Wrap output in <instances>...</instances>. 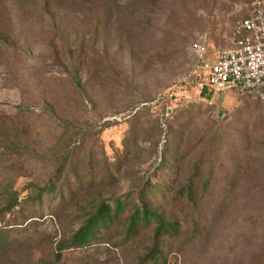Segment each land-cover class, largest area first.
I'll return each mask as SVG.
<instances>
[{"label": "rangeland", "instance_id": "374dc122", "mask_svg": "<svg viewBox=\"0 0 264 264\" xmlns=\"http://www.w3.org/2000/svg\"><path fill=\"white\" fill-rule=\"evenodd\" d=\"M12 1L8 0L10 11ZM128 1L116 0L120 9L95 38L92 29L83 28V15L69 7L67 17L75 27L60 51L64 57L68 49L77 48L80 39H84L86 50L92 44H97L98 50H110L109 58H113L122 81L86 97L72 122L93 134L92 141L101 147L109 163L121 166L114 173V187L100 194L104 197L121 196L146 179L158 180L169 122L185 109L205 114L221 130H228L234 117L247 110L257 132L264 133V88L253 96L228 91L207 101L200 87L205 83L201 62H212L211 54L232 47L234 28L247 17L255 0H217L212 12H196L194 18L199 24L189 25L184 20L175 31L168 16L180 0H147L154 3V11L145 3L129 5ZM189 9L193 14V4ZM11 17L13 23L9 21L1 29L7 43L0 42V122L40 144L45 138L34 127L26 131V114L31 112L43 122L45 107L52 106L58 97L55 78L64 75L63 61L51 51L53 29L46 17L24 16L16 10ZM200 25H205L204 30L198 29ZM188 26H194L191 35L185 31L190 30ZM200 41L204 51L197 52L194 45ZM105 73L110 75L108 70ZM157 132L158 140L153 138ZM124 148L129 154L126 158ZM261 154L262 149L256 152V160L249 159L241 168L229 204L211 235L190 243L184 241L181 254L172 255L170 264H255L260 260L264 255V166L257 163ZM194 155L192 152L191 160ZM49 172V168L35 162L0 158V179L14 177L21 197L30 191L33 182L44 181ZM29 214L36 218L30 220L26 230L11 234L21 242L11 255L16 264H40L50 257V243L60 240L62 217L55 219L47 207ZM69 223L66 234L79 226ZM106 250L93 252L96 264H134L129 249Z\"/></svg>", "mask_w": 264, "mask_h": 264}, {"label": "trees", "instance_id": "16d2710c", "mask_svg": "<svg viewBox=\"0 0 264 264\" xmlns=\"http://www.w3.org/2000/svg\"><path fill=\"white\" fill-rule=\"evenodd\" d=\"M136 3L156 9L147 0L128 1L129 5ZM192 4L193 14L189 12ZM216 5L217 0L175 2L168 16L173 31L184 20L189 25L199 24L194 18L196 12H212ZM69 7L83 15V28L92 29L95 38L100 28L113 21L121 6L116 0H13L10 11L8 0H0V42L7 43L1 29L9 21L13 23L14 10L24 16L46 17L53 29L50 48L56 59H62L64 72L55 78L58 97L52 106L45 107L43 122L31 112L26 114V131L34 127L45 138L40 144L0 122L1 159L35 162L50 169L49 176L42 182H33L24 197L15 189L14 177L0 179L2 264H16L11 255L21 242L11 234L25 231L30 220L36 218L29 212L42 211L44 207L64 222L60 225V240L50 243V257L40 264H96L93 252L106 248L129 249L134 264H170L172 255L181 254L184 241L190 243L211 235L229 204L241 168L249 159L256 160L258 150L264 153V133L257 132L247 110L234 117L228 130H221L205 114L185 109L169 122L158 180L146 179L121 196L100 195L114 187V173L121 166L109 163L101 147L92 141L93 134L72 122L86 97L122 81L113 58H109L110 50H98L97 44L86 50L84 39H80L75 50L68 49L64 57L60 55L75 27L67 17ZM192 27L185 28L190 35L195 30ZM204 27L200 25L198 29ZM201 95L207 101L212 99L206 89ZM130 135L134 140L135 133ZM159 135L157 132L153 138L158 140ZM124 149L126 158L129 154ZM192 152L195 155L191 160ZM257 163L264 166V155ZM66 222L79 226L66 234ZM28 242L33 240L28 238ZM255 264H264V255Z\"/></svg>", "mask_w": 264, "mask_h": 264}, {"label": "built area", "instance_id": "2783aa9c", "mask_svg": "<svg viewBox=\"0 0 264 264\" xmlns=\"http://www.w3.org/2000/svg\"><path fill=\"white\" fill-rule=\"evenodd\" d=\"M234 34L231 48L216 51L213 62H201L205 83L200 87L213 97L228 91L257 94L264 88V0L251 3L249 14L234 28ZM194 47L197 52L204 51L201 41Z\"/></svg>", "mask_w": 264, "mask_h": 264}, {"label": "crops", "instance_id": "0c3cea01", "mask_svg": "<svg viewBox=\"0 0 264 264\" xmlns=\"http://www.w3.org/2000/svg\"><path fill=\"white\" fill-rule=\"evenodd\" d=\"M207 61H208V59H207ZM211 61L212 62L214 61V55L213 54H211Z\"/></svg>", "mask_w": 264, "mask_h": 264}]
</instances>
